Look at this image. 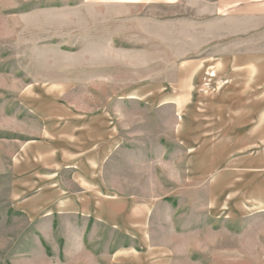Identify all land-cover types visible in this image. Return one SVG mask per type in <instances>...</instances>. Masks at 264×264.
Here are the masks:
<instances>
[{
  "label": "rangeland",
  "instance_id": "obj_1",
  "mask_svg": "<svg viewBox=\"0 0 264 264\" xmlns=\"http://www.w3.org/2000/svg\"><path fill=\"white\" fill-rule=\"evenodd\" d=\"M259 1L0 0V264H264V173L240 178L205 134L236 93L221 65L264 63ZM68 149L100 152L148 231L102 224L82 242L39 214L61 193L16 175Z\"/></svg>",
  "mask_w": 264,
  "mask_h": 264
},
{
  "label": "crops",
  "instance_id": "obj_2",
  "mask_svg": "<svg viewBox=\"0 0 264 264\" xmlns=\"http://www.w3.org/2000/svg\"><path fill=\"white\" fill-rule=\"evenodd\" d=\"M263 2L264 0L259 1ZM259 3L255 2L254 15H260V6H257ZM261 7H264V4ZM248 55L249 58H238L237 62L232 64H220V70H226V73L221 74L222 81L225 80L228 85H231V81H236V93L228 103L232 109L213 116L211 129L205 133L206 142H209L210 135L212 145L214 140H217L216 144L228 141L227 150L230 153L224 159V166L235 165V171L240 178H253L255 173H264V63L256 57V53ZM211 76L217 78L215 74ZM220 94L223 95V92ZM35 143L48 147L44 142ZM35 143L30 142L29 145ZM232 146H235V149ZM68 152L73 155V160L62 166L54 165L57 168L51 172L47 169L45 159L40 157L28 160V170H20L16 175V178H35L33 182L39 183L36 187L39 192L44 189L48 178H52L53 189L61 193L57 200H53L51 208L47 204L41 206L45 210L39 214L48 218L60 216L62 226L69 225L68 231L84 232L82 242L88 231L95 232L102 224L113 231H148L149 222L142 224L141 221L131 219L135 207L131 198L113 196L110 188L104 185L105 161L101 162L100 152L90 151L89 153L94 155L92 159L80 157L89 153L81 154L72 149H68ZM65 182L76 184L77 189L75 186L66 185ZM143 214L149 221L151 212L144 210ZM141 250L145 249L141 247ZM119 252L116 251L115 254L118 255Z\"/></svg>",
  "mask_w": 264,
  "mask_h": 264
}]
</instances>
